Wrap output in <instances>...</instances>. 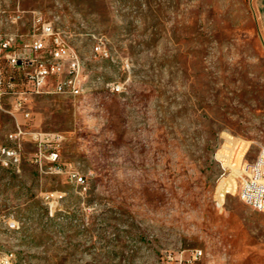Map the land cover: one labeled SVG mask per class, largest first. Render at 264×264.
Wrapping results in <instances>:
<instances>
[{"label":"rangeland","instance_id":"rangeland-1","mask_svg":"<svg viewBox=\"0 0 264 264\" xmlns=\"http://www.w3.org/2000/svg\"><path fill=\"white\" fill-rule=\"evenodd\" d=\"M17 9L82 61L81 93L36 96L31 123L85 181L39 170L27 135L0 173V264H264L239 193L264 147V0H0Z\"/></svg>","mask_w":264,"mask_h":264},{"label":"built area","instance_id":"built-area-1","mask_svg":"<svg viewBox=\"0 0 264 264\" xmlns=\"http://www.w3.org/2000/svg\"><path fill=\"white\" fill-rule=\"evenodd\" d=\"M22 17L20 9L10 15L0 10V173L21 171L22 144L29 135L38 145L33 161L39 170L67 174L76 184H82L84 176L73 173L71 164L60 162V145L65 135L33 131L31 123L32 101L36 96L81 93L82 61L64 31L47 20L42 12H34L33 28L28 33L12 26ZM6 116L12 118L14 124L7 135L9 144L1 136ZM243 172L239 188L242 201L255 210H264V147L255 160L245 162ZM176 258L182 264V253ZM200 258L197 248L189 264H197Z\"/></svg>","mask_w":264,"mask_h":264},{"label":"bare ground","instance_id":"bare-ground-1","mask_svg":"<svg viewBox=\"0 0 264 264\" xmlns=\"http://www.w3.org/2000/svg\"><path fill=\"white\" fill-rule=\"evenodd\" d=\"M74 173V172H73ZM264 212V210H262ZM199 255L202 258V256L204 255V251L202 249H199Z\"/></svg>","mask_w":264,"mask_h":264}]
</instances>
